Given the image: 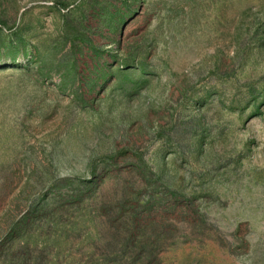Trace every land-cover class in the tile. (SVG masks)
I'll list each match as a JSON object with an SVG mask.
<instances>
[{"label": "rangeland", "instance_id": "374dc122", "mask_svg": "<svg viewBox=\"0 0 264 264\" xmlns=\"http://www.w3.org/2000/svg\"><path fill=\"white\" fill-rule=\"evenodd\" d=\"M0 264H264V0H0Z\"/></svg>", "mask_w": 264, "mask_h": 264}]
</instances>
